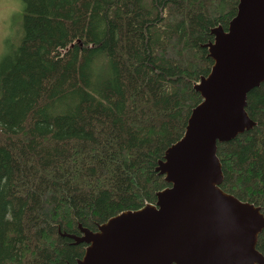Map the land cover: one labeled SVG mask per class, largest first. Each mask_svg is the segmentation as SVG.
<instances>
[{
  "label": "trees",
  "instance_id": "16d2710c",
  "mask_svg": "<svg viewBox=\"0 0 264 264\" xmlns=\"http://www.w3.org/2000/svg\"><path fill=\"white\" fill-rule=\"evenodd\" d=\"M20 1V42L0 62V264H71L86 243L60 231L97 229L169 185L156 166L239 0ZM246 110L256 124L218 142L220 185L264 211V81Z\"/></svg>",
  "mask_w": 264,
  "mask_h": 264
},
{
  "label": "water",
  "instance_id": "95a60500",
  "mask_svg": "<svg viewBox=\"0 0 264 264\" xmlns=\"http://www.w3.org/2000/svg\"><path fill=\"white\" fill-rule=\"evenodd\" d=\"M211 32L204 46L214 62L195 85L202 100L156 166L169 185L156 202L124 209L97 229L79 223V235L60 231L86 243L71 264H264L262 206L222 189L217 154L218 142L256 124L246 105L264 81V0H239L228 29Z\"/></svg>",
  "mask_w": 264,
  "mask_h": 264
},
{
  "label": "rangeland",
  "instance_id": "374dc122",
  "mask_svg": "<svg viewBox=\"0 0 264 264\" xmlns=\"http://www.w3.org/2000/svg\"><path fill=\"white\" fill-rule=\"evenodd\" d=\"M23 4L20 0H0V62L22 33Z\"/></svg>",
  "mask_w": 264,
  "mask_h": 264
}]
</instances>
